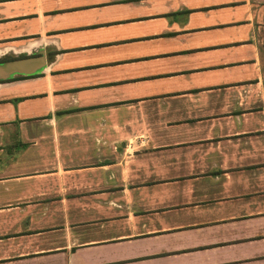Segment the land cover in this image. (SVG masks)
Here are the masks:
<instances>
[{"label": "crops", "instance_id": "0c3cea01", "mask_svg": "<svg viewBox=\"0 0 264 264\" xmlns=\"http://www.w3.org/2000/svg\"><path fill=\"white\" fill-rule=\"evenodd\" d=\"M0 264H264V0H0Z\"/></svg>", "mask_w": 264, "mask_h": 264}, {"label": "water", "instance_id": "95a60500", "mask_svg": "<svg viewBox=\"0 0 264 264\" xmlns=\"http://www.w3.org/2000/svg\"><path fill=\"white\" fill-rule=\"evenodd\" d=\"M43 60V55L9 60L1 65L3 70L0 69V80L8 78L14 72L32 74L39 68L38 66L37 68L36 65L39 63L42 64Z\"/></svg>", "mask_w": 264, "mask_h": 264}]
</instances>
